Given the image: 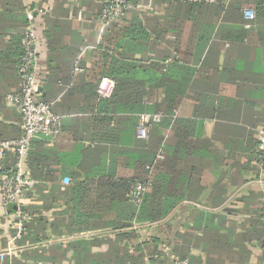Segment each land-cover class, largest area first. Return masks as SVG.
<instances>
[{
    "label": "trees",
    "instance_id": "obj_1",
    "mask_svg": "<svg viewBox=\"0 0 264 264\" xmlns=\"http://www.w3.org/2000/svg\"><path fill=\"white\" fill-rule=\"evenodd\" d=\"M103 1L99 0L97 20ZM0 3L4 4L0 6V139H11L20 136L22 117L7 103L6 96L20 90L17 67L23 54L21 37L32 20L21 0ZM128 3L131 7L119 21L103 27L98 23L102 34L93 47L90 63L87 65L84 56L77 62L83 68L79 78L91 86L86 135L62 143L66 125L61 121L52 145H46L44 138H34L28 147L26 164L37 183L20 206L27 217L20 219L18 237L16 230L11 237H15L16 245L30 244L34 248L4 256L0 264H174L176 260L195 264L197 259L189 255L187 246L192 238L188 235L186 239V233L179 231L171 219L173 211L187 201L202 208L190 205L186 211L193 210L200 219L211 220L212 214L207 212L222 206L228 189L243 183L247 172L252 170L259 179L258 165L264 150L257 149L254 137L249 141L250 152L241 153L247 134L230 136L242 127L223 121L227 117L222 113L230 108L224 97H217L214 106L201 104L206 90L197 86L198 79L203 78L200 70L204 62L199 69L191 63L198 34L203 37L208 32L202 25L216 23L217 29L226 33L224 41H228L227 33L237 39L248 31L224 23L241 19L245 8L257 19L263 18L264 0ZM147 3L153 9H143ZM52 28L44 31L49 89H41L40 98L56 113V98L63 93L71 95L77 78L71 76V68L67 72L60 69ZM104 77L114 82L107 97L97 92ZM65 81L71 86L63 92L56 82ZM184 100L193 103V118L215 119V129L227 137L205 138L202 121L195 125L176 117L175 111ZM142 113L162 114L144 140L136 137V122ZM158 153L160 158H156ZM15 161V154L8 153L1 171ZM58 162L61 166L56 165ZM64 177L69 183L61 186L58 181ZM136 181L149 184L140 204L134 206L128 202V193ZM262 194V203L255 201L253 206L264 218ZM15 209L11 205L8 212ZM81 229L87 231L83 238L66 239L73 230Z\"/></svg>",
    "mask_w": 264,
    "mask_h": 264
},
{
    "label": "crops",
    "instance_id": "obj_2",
    "mask_svg": "<svg viewBox=\"0 0 264 264\" xmlns=\"http://www.w3.org/2000/svg\"><path fill=\"white\" fill-rule=\"evenodd\" d=\"M21 2L27 12L30 10L35 13L33 16L37 25L41 53L38 64L41 88L47 87L45 75L48 44L44 31L48 26L53 27L52 35L56 47L58 46L55 55L60 61V69L67 72L71 68V76L77 78L71 95L65 96L63 93L65 98L63 95L61 98L60 96L56 98L55 111L66 125L62 143H69L75 136L86 135L85 120L91 113L88 110L87 100L91 86L87 87L79 78L78 75L83 72V68L77 62L84 56L88 65L93 47L100 40L102 29L98 27L97 20L99 0H21ZM3 5L0 3V6ZM142 6L145 10L153 9L149 3ZM246 9L249 8L244 10ZM243 11L241 19H230L224 23L234 28L244 27L248 31L237 39L227 33L228 41H224L226 33L223 30L220 32L216 23L208 27L202 25L208 32L204 35L205 38L199 34L197 36L191 67L199 69L204 62L200 70L203 78L198 79L197 86L198 89L206 90L201 96V104L214 106L217 97H224L227 100L225 104L228 103L227 106L230 108L226 109V113H222L227 117L223 121L242 127L236 131V134L230 132V136L247 134L248 140L245 139L240 151L248 154L251 148L250 138L254 140L256 128L264 123V17L247 19ZM154 12L158 13V9H154ZM54 26L59 29L58 32L54 30ZM82 47H85L83 53L80 51ZM74 55L76 57L73 60ZM56 84L61 89L64 88L63 92L71 86V82L66 83V81ZM192 113L193 103L184 100L174 115L184 121H193L195 125H199V121H202V136L205 138L227 137L225 133L215 129V119L203 116L193 118ZM215 142L219 145V142ZM56 165L61 166L60 162ZM256 176L251 170L244 175L243 183L230 187L225 203L207 210V213L212 214L211 220H206L205 217L200 219L193 210L190 213L186 211V207L190 205H194L196 209L202 208L201 205L187 201L173 211L171 219L178 225L179 231L186 233V239L188 235L192 238L187 246L190 247L189 255L197 259L195 264H264V243H262L264 218L259 217L260 210L253 206L255 201H258V205L262 203L264 188L255 182ZM58 183L66 186L69 183L68 178H61ZM263 208L264 205L262 211ZM11 221L12 217L0 209V259L4 256H16L26 247L34 248V245L30 244H23L22 247L16 245L15 237H11V234L12 230H16L18 237L19 231ZM142 233L145 231L142 230Z\"/></svg>",
    "mask_w": 264,
    "mask_h": 264
},
{
    "label": "built area",
    "instance_id": "obj_3",
    "mask_svg": "<svg viewBox=\"0 0 264 264\" xmlns=\"http://www.w3.org/2000/svg\"><path fill=\"white\" fill-rule=\"evenodd\" d=\"M199 1V0H195ZM100 10L98 23L101 27L110 21H119L125 9L131 7L128 0H104ZM247 19H254L252 10L243 11ZM30 17V11L27 13ZM102 29V28H101ZM23 54L17 67V73L21 79V87L17 92L9 93L6 101L21 114L22 126L21 134L17 138L0 139V209L3 213L9 214L14 220L18 231L21 229V220L26 218V214L20 211V206L25 199V195L37 183V180L30 176L29 168L26 164L28 147L34 138H44L45 144L52 145L61 130V116L53 112L51 104L41 100V86L39 84L38 63L41 56L40 41L33 24L25 28L21 37ZM85 49V48H84ZM114 82L108 78H102L97 86V91L101 95H109ZM161 113H142L138 115L136 125V136L139 139L148 137V130L152 123L161 120ZM257 149L264 150V124L255 130ZM8 153L16 156V161L6 171L2 172L1 167ZM158 153L156 158H160ZM261 164L258 166L264 171V156H261ZM261 182V181H259ZM147 183L136 181L128 193V202L139 205ZM14 205L16 209L9 213L8 207ZM174 264H188L187 260H176Z\"/></svg>",
    "mask_w": 264,
    "mask_h": 264
},
{
    "label": "rangeland",
    "instance_id": "obj_4",
    "mask_svg": "<svg viewBox=\"0 0 264 264\" xmlns=\"http://www.w3.org/2000/svg\"><path fill=\"white\" fill-rule=\"evenodd\" d=\"M255 137V136H254ZM259 175V179H256L255 182L258 184H261L260 186H262V188H264V171H261V173L258 174ZM261 181V182H259ZM136 206V205H134ZM13 222V226H15V223H17L14 218H12ZM16 227V226H15ZM85 231V232H84ZM76 232V233H75ZM80 232V233H79ZM86 230H73L72 233L69 235V237L73 238V239H80L84 237V233H86Z\"/></svg>",
    "mask_w": 264,
    "mask_h": 264
},
{
    "label": "water",
    "instance_id": "obj_5",
    "mask_svg": "<svg viewBox=\"0 0 264 264\" xmlns=\"http://www.w3.org/2000/svg\"><path fill=\"white\" fill-rule=\"evenodd\" d=\"M33 14H35V13H32V12L30 11V17H31V20H32V22H33L35 28H37V25H36V23H35V18H34V16H33ZM36 33H37V29H36ZM38 38H39V37H38Z\"/></svg>",
    "mask_w": 264,
    "mask_h": 264
}]
</instances>
